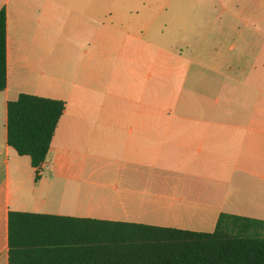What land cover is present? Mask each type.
I'll list each match as a JSON object with an SVG mask.
<instances>
[{"label": "crops", "instance_id": "0c3cea01", "mask_svg": "<svg viewBox=\"0 0 264 264\" xmlns=\"http://www.w3.org/2000/svg\"><path fill=\"white\" fill-rule=\"evenodd\" d=\"M173 4L200 28L185 56L179 35L148 30ZM1 9L0 264L9 211L203 232L222 212L264 220V0ZM19 93L65 101L40 174L6 142V102Z\"/></svg>", "mask_w": 264, "mask_h": 264}, {"label": "trees", "instance_id": "16d2710c", "mask_svg": "<svg viewBox=\"0 0 264 264\" xmlns=\"http://www.w3.org/2000/svg\"><path fill=\"white\" fill-rule=\"evenodd\" d=\"M0 10V91L6 87ZM65 101L19 93L6 102V142L32 167L45 160ZM7 264H264V220L220 213L210 232L9 211Z\"/></svg>", "mask_w": 264, "mask_h": 264}, {"label": "rangeland", "instance_id": "374dc122", "mask_svg": "<svg viewBox=\"0 0 264 264\" xmlns=\"http://www.w3.org/2000/svg\"><path fill=\"white\" fill-rule=\"evenodd\" d=\"M137 7V6H136ZM187 12L186 4H173L171 7H167V11L162 18H168L170 16H178L177 21H164L161 17L152 22L149 26L150 34L157 31H163L164 34L168 35H179L176 41L177 47L178 45L184 48V54L186 55V46H187V34L188 32L199 31L200 28L196 27L194 23L188 22L185 18ZM179 40V41H178ZM148 71H150L148 69ZM154 76V75H153Z\"/></svg>", "mask_w": 264, "mask_h": 264}, {"label": "built area", "instance_id": "2783aa9c", "mask_svg": "<svg viewBox=\"0 0 264 264\" xmlns=\"http://www.w3.org/2000/svg\"><path fill=\"white\" fill-rule=\"evenodd\" d=\"M41 171H42V169H41V165L37 166V167H36V172H37L38 174H40Z\"/></svg>", "mask_w": 264, "mask_h": 264}]
</instances>
